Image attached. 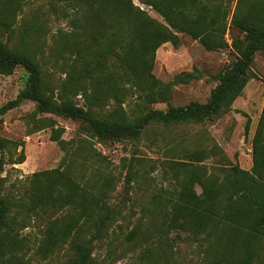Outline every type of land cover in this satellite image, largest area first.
Wrapping results in <instances>:
<instances>
[{"label":"trees","instance_id":"16d2710c","mask_svg":"<svg viewBox=\"0 0 264 264\" xmlns=\"http://www.w3.org/2000/svg\"><path fill=\"white\" fill-rule=\"evenodd\" d=\"M52 1L64 3L61 9L55 4L50 9L68 28L58 33L51 47L53 58L66 64L63 97L57 100L48 93L40 61L0 40V75L9 76L18 67L27 75L16 98L0 107V116L24 101L33 102L28 134L48 128L50 140L63 150L67 145L63 129L38 114L84 121L98 140H136L150 125L199 123L230 110L249 80L255 54L264 51V0ZM22 6L23 0H0V27L9 31ZM230 26L238 35L228 43ZM43 32L37 14L22 22L26 38ZM180 35L198 41L207 51L230 48L237 56L218 74L205 103L168 105L172 86L190 81L193 74L181 72L165 83L153 73L156 51L167 43L178 47ZM70 95L80 96L84 105L73 103ZM127 98L143 107L165 103L167 109H146L128 119L122 109ZM109 100L117 104V111L107 117L92 113L93 107ZM212 153L194 149L180 161L167 163L161 179L173 189L160 188L132 227L120 228L116 235L109 231L113 210L105 199L113 180L103 178L99 169L90 188L77 182L69 168L33 174L27 210L42 220L33 244L18 235L25 228L23 218H17L22 205L0 186V264H32L33 257L44 261L58 252L64 255L63 264H110L107 259L112 263L116 255L129 253L132 264H179L175 246L180 234H185L186 243L203 248L202 264H264V104L251 142L249 171L230 165L222 177L210 174L203 162ZM24 161L23 146L0 136V170L7 163ZM137 173L130 165L125 182L130 184ZM104 244L107 256L98 260L95 251Z\"/></svg>","mask_w":264,"mask_h":264},{"label":"rangeland","instance_id":"374dc122","mask_svg":"<svg viewBox=\"0 0 264 264\" xmlns=\"http://www.w3.org/2000/svg\"><path fill=\"white\" fill-rule=\"evenodd\" d=\"M55 4L58 9L64 3L52 0H23L21 12L15 18L9 31L0 27V40L7 43L10 49L27 52L40 61L42 78L48 93L55 99L63 97L62 87L65 80L66 64L56 61L51 47L60 31L67 30L63 18L52 13L50 7ZM231 10L235 2H231ZM37 14L39 21L44 23V32L39 36L24 37L22 22L32 19ZM151 17L162 22L153 11ZM231 17V13L229 19ZM230 21V20H229ZM238 31L228 27L226 40L231 43ZM178 47L167 43L155 53L153 73L162 82H173L174 77L181 72L193 74L188 82L175 83L172 86V96L168 105L184 107L191 103H205L211 90L217 85V76L236 59V54L230 49L207 51L202 45L186 35H180ZM26 73L20 67L9 76L0 75V107L16 98L25 87ZM73 103L82 107L83 99L68 97ZM135 98H127L122 109L128 119L141 115L146 109H167V104L159 103L141 106ZM264 104V51L257 52L249 70V80L242 93L232 103L230 110L220 112L199 123L179 126L162 127L147 126L142 135L136 139L98 140L90 132L87 124L81 120H72L63 116L38 114L37 117H50L57 126L63 129L62 139L67 142L65 150L56 142L50 140V129L28 134L32 127V113L35 104L24 101L19 107L9 110L0 116V136L21 144L24 149L25 161L21 164H5L0 170V186L4 193L22 205L23 211L17 218H23L25 228L19 229L18 235L26 237L30 244L35 243L40 235L42 220L27 210L29 206L30 182L33 174L66 170L72 171L73 177L87 188L95 183L97 170L104 177H112V182L106 191V200L113 210V221L109 231L114 235L121 228L130 229L141 215L142 209L149 206L152 196L164 188L168 191L173 186L163 182L162 173L170 161H180L186 151L194 149L212 150L213 153L203 162L208 173L222 177L225 168L236 165L249 171L252 167L251 142L256 130ZM118 110L117 104L108 102L92 108V113L98 117H107ZM246 127L248 130L246 132ZM21 147L17 148L19 152ZM138 160H143L138 161ZM137 170V176L130 184L125 182L129 167ZM199 193L200 189L196 187ZM116 244V243H115ZM114 244V245H115ZM175 258L179 264H202L203 248L197 244L185 242V234L177 239ZM120 251V250H118ZM33 251L29 252L31 255ZM98 260L107 256L105 244L95 251ZM110 264H132L133 255L118 254ZM62 252L46 260L33 257L32 264H63Z\"/></svg>","mask_w":264,"mask_h":264}]
</instances>
